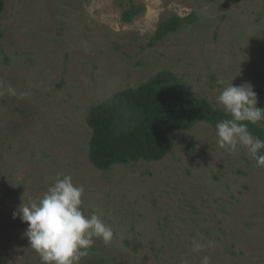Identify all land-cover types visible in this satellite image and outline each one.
Masks as SVG:
<instances>
[{
    "label": "rangeland",
    "instance_id": "374dc122",
    "mask_svg": "<svg viewBox=\"0 0 264 264\" xmlns=\"http://www.w3.org/2000/svg\"><path fill=\"white\" fill-rule=\"evenodd\" d=\"M189 13L152 42L161 20ZM0 29V264H41L13 213L64 175L113 232L80 264H264V168L245 148L221 147L202 121L160 160L100 170L86 123L90 105L163 68L216 106L227 84L248 82L264 109V0H4Z\"/></svg>",
    "mask_w": 264,
    "mask_h": 264
},
{
    "label": "trees",
    "instance_id": "16d2710c",
    "mask_svg": "<svg viewBox=\"0 0 264 264\" xmlns=\"http://www.w3.org/2000/svg\"><path fill=\"white\" fill-rule=\"evenodd\" d=\"M3 8L4 0H0V14ZM140 8L132 4L122 11V17L129 20ZM194 16L193 13L172 14L161 20L151 37L152 42L189 25ZM2 35L0 29V39ZM253 74V79L261 80L259 73ZM224 119L231 116L223 108L189 92L183 78L163 68L135 87L121 89L89 106L87 157L100 170H108L115 164L157 161L171 151L176 131L189 130L202 121L216 126ZM248 130L264 140V125L248 123ZM254 162L256 164L255 159ZM95 250L93 245L88 252L92 254ZM92 264L102 263L96 260Z\"/></svg>",
    "mask_w": 264,
    "mask_h": 264
},
{
    "label": "clouds",
    "instance_id": "9594fccd",
    "mask_svg": "<svg viewBox=\"0 0 264 264\" xmlns=\"http://www.w3.org/2000/svg\"><path fill=\"white\" fill-rule=\"evenodd\" d=\"M233 81V80H232ZM219 84H225L223 80ZM9 94L15 90L8 86ZM2 94V93H0ZM21 96L25 93H21ZM257 96L250 83L234 86L231 82L217 97L218 106L231 116L216 124L218 144L230 152L243 147L256 160L258 168H264V140L251 134L248 123L264 121V109L257 107ZM83 185H75L70 175L58 178L39 202L21 205L19 215L28 227L24 235L31 248L39 254L41 264H80L96 239L108 244L113 238L110 227L96 215L86 216L82 209ZM196 244L193 251L199 252ZM182 264H189L187 259ZM201 264H211L204 256Z\"/></svg>",
    "mask_w": 264,
    "mask_h": 264
}]
</instances>
